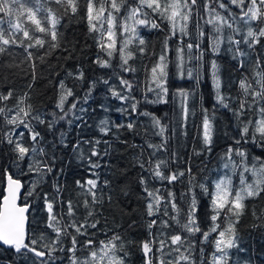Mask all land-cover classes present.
Returning a JSON list of instances; mask_svg holds the SVG:
<instances>
[{
    "label": "snow or ice",
    "instance_id": "6c2138e0",
    "mask_svg": "<svg viewBox=\"0 0 264 264\" xmlns=\"http://www.w3.org/2000/svg\"><path fill=\"white\" fill-rule=\"evenodd\" d=\"M216 2L219 8L228 10L229 5L223 3L222 0H216ZM229 3L240 10L241 19L247 18L245 23L249 26L246 35L241 39L227 37L229 45L227 51L233 53V59L246 57L248 54L242 50L241 45H247L249 49H253L255 45L261 43V38H264V0H229ZM210 4L211 0H205L203 6L205 10H210L211 14V12H215V8L210 9ZM197 5L198 0H132L131 3L128 0H85L88 31L97 34L93 39L100 51L107 57L104 59L98 55L95 62L101 68H109L112 67V59L118 57L122 71L135 73L136 68L129 62L136 59L138 55H145L147 50V41L141 35L140 29L164 31L163 22H167L168 32L163 38L158 59L150 69L151 83L155 87L150 86L148 91L157 92V89L159 90L157 101H148L147 95L144 97L149 103L162 101L169 91L166 87L169 78L168 53L171 51L169 41L173 38L178 41L175 49L176 64L181 78L184 77L185 48L188 50L190 60L194 59L199 62L204 58L200 40L203 39L205 33L199 28V25H197L198 36L195 44L183 39L189 35L188 21L192 18L193 10ZM69 9L72 14L77 13L76 0H36L34 7L29 6L25 0H0V14L10 18L15 17V20L7 21V28L0 26V57L6 55L15 59L17 53L11 49L18 47L23 48L27 53V60H32L34 53L29 51L30 49L35 48L37 51L45 49L44 55L38 57L43 63L45 56L52 55L54 50L61 49L64 45V36L59 31L58 25H60L61 18L68 14ZM122 10L123 14L121 15ZM230 15L235 16L234 13H230ZM253 22H257L259 26L253 28ZM206 23L213 25L215 34L210 37L211 49L214 54H219L220 45L224 43L221 35L223 26L227 25L228 28H232V24L218 12ZM234 31L239 34V29H234ZM68 43L70 44V42ZM194 47L197 49V54L192 56ZM62 50L68 51V58L71 57V49L67 45H64ZM3 66L5 65L0 62V67ZM6 66L11 67L12 65ZM35 67V65L32 66L33 81L36 78ZM239 68L248 71L244 60L240 61ZM250 72V76L242 73L237 82L239 94L236 98L237 106L233 108V98L221 92L219 66L215 60L211 61L215 100L213 110L215 111L216 105H219L230 111L236 118L239 128L237 135L232 138L235 146H230L221 157L224 160V174L219 179L213 181L211 185L195 184L196 178L192 175V170L187 169L189 192L192 194L187 201V207L181 208L176 203L174 192L168 189L167 197H165L160 189L149 187L146 179L143 176L140 177L139 183L146 193L144 197L145 211L149 217L146 221L148 236L138 242V247L143 253L144 264H154V261L158 264H238L233 261L232 251H244L240 247L241 238L237 225L240 224L241 217L246 214V209L249 208L245 201L249 199L264 201V159L259 156H252L250 159L248 150L244 148L245 144H249L253 148L264 149V58L257 57L252 62ZM71 75L72 73H69V76ZM187 77L196 79L199 83V67L196 68L195 76H193V69H187ZM76 78L83 80V72H80ZM95 83L93 81L89 91L83 97L84 103H87L91 96ZM103 83L108 84L109 82L104 79ZM119 83L123 87V91H118L115 85L111 86L109 91L115 99L122 103H129L128 107L118 108L117 111L124 115L137 113L139 100L131 94L133 83L124 78H120ZM31 86V84L28 85V87ZM59 87L61 91L56 107L62 115L57 116L56 113H53L55 118L48 122L49 128L58 120H64L69 112L77 106L76 103H71L70 107L66 109V101L74 93L72 89L66 87L63 81H60ZM12 96V91L0 93V101H7ZM26 96L27 93H25ZM179 96L182 98V114L186 119L189 115L187 107L189 93L180 90ZM22 105H25L23 97L18 100L15 109H8L9 112L14 111V115L9 117L5 108L0 107V116H3L7 124L13 125L14 128L23 127L27 130L31 144L25 141V132L21 131L17 134L12 130L8 131L6 135L7 143L12 145L11 150L16 154L15 161L18 166L19 162L24 161L25 158L30 160L27 173L34 174L36 179L27 187L25 199L32 197L33 200H43L44 209L47 212L45 226L47 229H51L54 236L42 232L37 238H33L28 220L32 205L31 203L22 205L18 203L21 199V189L25 186L19 179L6 174L7 186L2 194V202H0V245L13 249L14 254L24 260L26 264H49L50 261L54 264V261L59 257L53 256V252L57 251V244H63L62 237H64L70 238L71 241V247L67 249L72 254L68 257L70 264H126L128 251L125 248L124 239L119 233H114L107 240L100 241L99 245H96V241L93 239L95 233L88 232L89 228L96 229L99 224V221L95 219L89 222V218L94 216L92 205L102 202L96 191L97 179H88L84 182L75 181V185L81 190L76 195L84 197L82 206L87 210L82 223H78L75 218L76 208L80 206V203H74L71 196L61 199L65 189L55 176L52 184L55 193L52 195V199H49V193L43 192L42 194L41 185L45 182V176L53 174V167L49 161L41 162L36 159L38 156L47 155V153L42 147H38L42 137L35 130L32 121L39 124H44L45 121L39 112L33 114L30 104ZM80 111L86 112L87 110L80 108ZM203 111L205 113L202 121L203 145L207 152H211L213 125L208 110ZM139 115L151 116L147 111L139 112ZM76 118L82 119V117ZM151 119L153 126L160 129L156 134L163 137L165 128L160 125V120L155 116H151ZM68 123L71 124L72 121L69 120ZM100 124V131L104 135H108L109 122L102 120ZM124 127L133 130L134 123L116 125L117 129ZM0 142H2V138H0ZM100 142V140H96L95 144H100ZM61 143H64L63 134H61ZM85 143H91V141H85ZM64 146L68 145L64 144ZM79 147V143L73 146V151L77 152V158L79 160L87 159L90 169L99 168L100 164L91 159V157L100 155L96 148L92 147L90 156L85 157L83 152H78ZM148 147L159 151L167 147V140L165 139L161 144L149 143ZM156 151L150 154V158L146 162H139L142 171H147L153 179H158L161 182L166 181L169 185L185 176V171L179 170L169 171L166 174L164 169L168 168L169 162L164 159L154 162L151 159L156 155ZM105 154H107L106 150ZM172 156L174 157L175 153H172ZM236 157H239V160L235 159ZM145 163L148 167H145ZM59 171L61 174L63 173L62 168ZM237 174L239 176L238 185L233 181V177ZM91 175L96 176L95 171L91 172ZM193 187H198L200 193L192 192ZM38 189L41 190L38 191ZM201 194L207 198V204L200 199ZM54 204L61 206L59 211L54 212ZM251 214L255 220L262 221L254 226L264 227V208L260 209L258 214L253 207ZM64 216L69 219L65 225H61ZM133 224H130L129 227H132ZM154 228L158 231L154 232ZM69 229H74V231H69ZM167 229H172V231L166 232ZM81 236L85 237L83 241L78 239ZM81 244L87 251V256L83 259L76 256L77 246ZM205 245H211L214 249L207 257L205 256ZM41 248L47 249V251H42ZM165 248H167V252ZM58 250L65 251L63 247ZM158 253L159 255H157ZM165 256L173 258L166 260ZM247 264H250V261Z\"/></svg>",
    "mask_w": 264,
    "mask_h": 264
},
{
    "label": "trees",
    "instance_id": "16d2710c",
    "mask_svg": "<svg viewBox=\"0 0 264 264\" xmlns=\"http://www.w3.org/2000/svg\"><path fill=\"white\" fill-rule=\"evenodd\" d=\"M25 2L34 7L36 0H25ZM128 2L131 3L132 0H128ZM222 2L229 5L228 10L219 8L216 0H211L210 9L215 8V12L210 14V10H205L203 6L205 0H198L192 18L188 21L189 35L183 39L195 44L198 36L197 25H199V28L205 33L203 39L200 40L201 48L204 50V58L199 62L194 59L190 60L188 50L185 48L183 78H181L176 64L175 49L178 41L176 38L169 41L171 51L168 53L169 78L166 84L169 91L162 101L155 103L147 102L144 97L147 95L148 101H157L159 90L157 89V92L148 91L150 86L155 87L151 83L150 69L158 59L163 38L168 32L167 22H163L164 31L140 29L141 35L147 41V50L145 55H138L136 59L129 62L136 68L135 73L122 71L118 57L112 59V67L109 68H101L95 62L98 55L104 59L107 57L100 51L93 39L97 34L88 31L85 0H76L77 13L72 14L69 9L68 14L61 18L60 25H58L59 31L64 36V45L71 49L70 58H68L69 52L62 50L64 45L61 49L54 50L52 55L45 56L43 63L38 57L44 55L45 49L39 51L35 48L30 49L29 51L34 53L32 60H27V53L24 52L23 48L18 47L11 49L17 53L15 59L6 55L0 57V62L5 65L0 67V93L13 92L11 99L0 101V107H4L10 117L15 113L14 111L9 112L8 109H15L18 100L23 97L25 98V105L22 106L30 104L33 114L39 112L45 121L44 124L32 121L35 130L42 137L38 147H42L47 153V155L36 157V159L41 162L49 161L53 167V174L45 176V182L41 185L42 194L47 192L50 194L49 199H52V195L55 193V189L52 187L55 176L65 189L61 199L71 196L74 203H80V206L76 208L75 218L78 223H82L87 210L82 206L84 197H77L76 195L81 190L77 188L75 181L84 182L88 179H97L96 191L102 202L92 205L94 216L89 218V222L95 219L99 221V224L96 229L89 228L88 232L95 233L93 239L96 241V245H99L100 241L107 240L114 233H119L124 239L125 248L128 251L126 264H144L143 253L138 247V242L148 236L146 221L149 217L145 211L144 197L146 193L139 183L140 177L143 176L146 179L149 187L160 189L165 197H167V190L170 189L175 193L176 203L181 208H186L187 201L192 194L189 192L187 169L192 170V175L196 178L195 184L211 185L213 181L224 174V160L221 157L230 146H235L232 138L239 131L236 118L230 111L219 105H216L215 111L213 110L215 100L211 78V61L215 60L219 66L221 92L233 98L232 107L235 108L237 106L236 98L239 94L237 82L242 73L251 75V65L257 57L264 58V47H262L264 38H261V43L255 45L253 49H249L247 45H241L242 50L248 55L233 59V53L227 51L229 47L227 37L232 36L234 39H241L242 36L246 35L249 25L245 23L247 18L241 19L242 13L234 5H230L229 0H222ZM217 12L232 24V28H228L227 25L223 26L221 35L224 43L220 45L219 54H214L211 49L210 37L215 33L213 25L206 23V21L210 20ZM230 13H234L235 16L230 15ZM9 19L15 20V17L10 18L0 14V26L7 28ZM157 22L160 23L159 20ZM258 26L257 22L252 23L253 28ZM234 29H239V34ZM196 54L197 49L194 47L191 55L195 56ZM241 60L245 61L248 71L239 68ZM8 64L12 66L7 67ZM33 65L36 66L35 81L32 80ZM197 67L200 71L199 83L196 79L187 77V69H193V76H195ZM80 72L84 74L83 80L76 78ZM69 73L72 75L69 76ZM120 78L128 79L133 83L131 94L139 100L137 113L124 115L117 111L118 108L128 107L129 103H122L115 99L109 91L113 85L118 91H123V87L119 83ZM104 79H107L109 83L104 84ZM60 81H63L66 87L72 89L74 93L66 101V109L70 107L71 103H76L77 106L69 112L64 120H58L49 128L48 122L55 118L53 113H56L57 116L62 115L56 107L61 91ZM93 81L96 83L92 88L91 96L87 103H84L83 97L89 91ZM29 84L32 86L28 87ZM180 90L189 93L187 100L189 115L186 119L182 114ZM25 93H27L26 97ZM80 108L87 111L81 112ZM205 109L208 110L213 125L211 152H207L203 145L202 121L205 115L203 110ZM129 111L131 110L129 109ZM143 111L149 112L151 116L160 120V125L165 128L163 137L156 134L160 129L153 126L151 116L139 115V112ZM76 117H82V119ZM69 120L72 121L71 124L68 123ZM102 120L109 122L110 131L108 135H104L100 131ZM129 122L134 123L133 130H128L126 127L116 128V125H127ZM10 130L17 134L21 131L25 132V141L29 144L32 143L26 129L23 127L14 128L13 125L7 124L3 116H0V138H2V142H0V202H2V194L7 184L6 174L19 179L25 186L20 203H31L32 205L29 222L33 238H37L42 232L54 236L51 229H47L45 226L47 212L44 209L43 200H33L32 197L25 199L26 189L36 179V176L27 173L30 163L28 158L19 162V166L17 165L16 154L12 152V145H9L6 139ZM61 134H63V144L61 143ZM13 138L15 139L16 136L14 135ZM165 139L167 140L166 148L156 151L148 147L149 143L161 144ZM96 140H100V144H95ZM85 141H91V143H85ZM77 143L80 145L78 152H83L85 157L90 156L92 147L96 148L100 155L91 157V159L100 164L99 168L90 169L87 159L79 160L77 158V152L73 151V146ZM64 144L68 146L65 147ZM244 148L248 150L250 159L252 156H259L264 159V149L253 148L249 144H245ZM105 150L107 154H105ZM153 151H156V155L151 157L154 162L158 159L169 162L168 168L164 169L166 174L169 171L179 170L185 171V176L169 185L166 181L161 182L158 179H153L147 171H142L139 162H146ZM172 153H175L174 157ZM196 153L200 154L197 155ZM235 159L239 160V157ZM145 167H148L147 163H145ZM61 168L63 169L62 174L59 171ZM93 171H95L96 176L91 175ZM233 181L235 184H239L238 174L233 177ZM192 192L199 194L200 189L193 187ZM88 198L91 199V197ZM200 199L207 204V198L202 194ZM245 203L249 205V208L246 209V214L241 217L240 224L237 225L241 238L240 247L244 251L233 250V261L238 262V264H247L249 261L250 264H264V227H255L254 225H258L262 221L255 220L251 214L253 207L259 214L260 209L264 208V201L249 199ZM60 207L59 204H54V212L59 211ZM64 208L66 211V204ZM169 211H171L170 208ZM68 219L67 216H64L61 225H65ZM130 224L133 226L129 227ZM69 231H74V229H69ZM153 231L156 232L158 229L154 228ZM165 231L170 232L172 229ZM78 239L83 241L85 237L81 236ZM62 240L63 244H57V251L53 252V256L59 257L54 261V264H70L68 257L72 254L67 249L71 247V241L70 238L64 237ZM60 247H63L65 251H59ZM204 247L205 256H210L214 249L211 245ZM40 250L47 251L43 248ZM165 251L167 252V248ZM29 255L31 256V254ZM76 256L81 259L87 256V251L82 244L77 246ZM172 258L165 256L166 260ZM0 264H26V262L19 259L14 254L13 249L0 245ZM49 264H53V262L50 261ZM154 264H158V262L154 261Z\"/></svg>",
    "mask_w": 264,
    "mask_h": 264
},
{
    "label": "water",
    "instance_id": "95a60500",
    "mask_svg": "<svg viewBox=\"0 0 264 264\" xmlns=\"http://www.w3.org/2000/svg\"><path fill=\"white\" fill-rule=\"evenodd\" d=\"M22 194H23V188L21 189V196H22ZM20 201H21V199L18 201L19 204H21ZM21 205H22V204H21ZM28 220H29V217H28ZM1 246H2V245H1ZM4 247H7V246H4Z\"/></svg>",
    "mask_w": 264,
    "mask_h": 264
},
{
    "label": "bare ground",
    "instance_id": "6f19581e",
    "mask_svg": "<svg viewBox=\"0 0 264 264\" xmlns=\"http://www.w3.org/2000/svg\"><path fill=\"white\" fill-rule=\"evenodd\" d=\"M6 186H7V184H6Z\"/></svg>",
    "mask_w": 264,
    "mask_h": 264
}]
</instances>
